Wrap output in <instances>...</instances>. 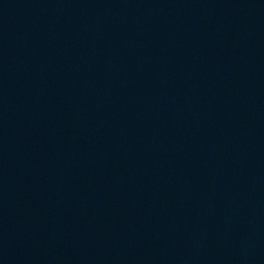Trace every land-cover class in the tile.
Segmentation results:
<instances>
[{
	"label": "water",
	"instance_id": "obj_1",
	"mask_svg": "<svg viewBox=\"0 0 264 264\" xmlns=\"http://www.w3.org/2000/svg\"><path fill=\"white\" fill-rule=\"evenodd\" d=\"M0 264H264V0H0Z\"/></svg>",
	"mask_w": 264,
	"mask_h": 264
}]
</instances>
